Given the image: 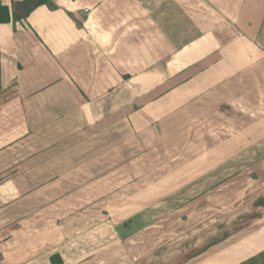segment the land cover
<instances>
[{"label": "crops", "instance_id": "1", "mask_svg": "<svg viewBox=\"0 0 264 264\" xmlns=\"http://www.w3.org/2000/svg\"><path fill=\"white\" fill-rule=\"evenodd\" d=\"M49 1L0 25V264H158L113 226L135 207L176 225L166 264H264V0Z\"/></svg>", "mask_w": 264, "mask_h": 264}, {"label": "rangeland", "instance_id": "2", "mask_svg": "<svg viewBox=\"0 0 264 264\" xmlns=\"http://www.w3.org/2000/svg\"><path fill=\"white\" fill-rule=\"evenodd\" d=\"M222 160H217V166L222 163ZM240 166V162L238 160L234 161L232 167H233V174H238L239 173V167ZM255 173V174H254ZM252 174L246 175V176H232L231 178H233L232 182H233V186L234 188L231 189V201L234 202L233 205H236L235 207L232 208H224L223 204H221L220 206H217L215 213H212V216H210V222L209 223H205L203 225H201L200 227L202 229L207 228L206 232H208L209 236H218L221 237L219 240L216 241V243L213 244V246H217L219 244H222L223 241L227 242L226 240L229 239L228 234L227 237H224V227L223 225H225V223L227 222V220L229 218H231L233 220V222L239 217V215L242 214H246L248 212H250V208H245V205L243 207H241L240 205L243 202V195L244 193L241 192V189L244 187H249L251 189H253V186L255 185V181H259L260 179V175L261 174H256V172H254ZM223 175L221 174L220 177H222ZM240 177V178H237ZM243 178H251V181L245 185ZM237 179V180H236ZM253 185V186H251ZM252 201H249V203H251ZM135 209H137L139 212L141 211L140 207L137 208H132V210L130 209H125V208H120V209H116L115 211L118 212V215H116L117 213H115V219L118 222L117 224H113L114 228L116 229L117 232L122 233L123 229H122V221L125 219H131L133 221V223L131 225H129L128 227H131L129 230H127V233L129 236H135L136 239V245L132 246L133 248H136V253H150L152 252L153 255L151 256L153 261H158L157 263L160 264V261L163 260V262H161L162 264H166L167 263V255L170 254L171 256H169V260L168 262H170L172 259L174 260L175 255L172 253L173 251H169V253L167 255H162V253L166 250L165 247L166 245L174 242V241H170L168 239L167 236V232H173L174 233V229L176 227L175 224H172V226L170 224H167L165 221H160L157 222V220L154 219V214L150 213V212H145L142 213L140 215H138V213H135ZM188 210L185 209L184 211ZM190 211L193 210V208L189 209ZM111 212H113L114 210H110ZM248 211V212H247ZM130 214V215H129ZM108 215V213H107ZM228 215V217H227ZM156 221V222H154ZM226 221V222H225ZM163 224H166V226H162ZM168 225V226H167ZM148 226H151V228L147 229ZM127 227V228H128ZM151 231V232H150ZM142 232V233H141ZM141 233V234H139ZM234 233V232H233ZM224 237V238H223ZM232 239V238H231ZM229 241V240H228ZM190 240H187V243L185 244V248H188L189 244H190ZM202 242V240H200V243ZM168 243V244H167ZM229 244V243H227ZM242 241L237 240L236 239L232 240V243L229 244V247H231V252H232V258L228 257L227 254L225 252H216L213 256L212 254L210 256L207 257H200L196 263L193 264H238V262L240 261V256L238 255L237 251L238 249H240L242 247ZM128 246L126 244H124V247ZM142 248L141 251H139L138 249ZM187 250V249H185ZM234 253V254H233ZM231 254V253H230ZM145 259V258H144ZM146 260H148V258L146 257ZM135 264H142V262L139 260L138 262H135ZM156 264V263H155Z\"/></svg>", "mask_w": 264, "mask_h": 264}, {"label": "trees", "instance_id": "3", "mask_svg": "<svg viewBox=\"0 0 264 264\" xmlns=\"http://www.w3.org/2000/svg\"><path fill=\"white\" fill-rule=\"evenodd\" d=\"M42 6H47L51 9H56L57 7L52 4L49 0H22L19 2H14L12 8L4 6L0 0V25L23 22L38 8ZM3 257L0 255V262ZM60 264L62 261L59 262ZM56 264V263H55ZM58 264V263H57Z\"/></svg>", "mask_w": 264, "mask_h": 264}, {"label": "water", "instance_id": "4", "mask_svg": "<svg viewBox=\"0 0 264 264\" xmlns=\"http://www.w3.org/2000/svg\"><path fill=\"white\" fill-rule=\"evenodd\" d=\"M126 226V225H125Z\"/></svg>", "mask_w": 264, "mask_h": 264}]
</instances>
